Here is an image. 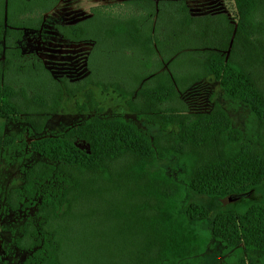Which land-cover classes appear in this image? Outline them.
Instances as JSON below:
<instances>
[{
  "label": "trees",
  "instance_id": "obj_1",
  "mask_svg": "<svg viewBox=\"0 0 264 264\" xmlns=\"http://www.w3.org/2000/svg\"><path fill=\"white\" fill-rule=\"evenodd\" d=\"M59 1L0 0V120L23 125L40 157L0 196L11 212L32 210L12 240L25 253L20 264H200L211 239L225 246L219 264H264L262 204L210 219L204 206H181L186 189L227 201L264 181V0H233L235 22L193 15L185 0L93 7L56 26L66 41L92 45L78 80L53 76L19 46ZM208 77L223 100L247 109L243 129L218 102L189 111L184 96ZM90 87L113 91L135 119L102 113ZM79 93L89 115L46 135L63 96ZM20 142L0 130V160ZM170 157L184 166L177 177L154 168Z\"/></svg>",
  "mask_w": 264,
  "mask_h": 264
},
{
  "label": "rangeland",
  "instance_id": "obj_2",
  "mask_svg": "<svg viewBox=\"0 0 264 264\" xmlns=\"http://www.w3.org/2000/svg\"><path fill=\"white\" fill-rule=\"evenodd\" d=\"M117 1L121 0H95L94 3H112ZM185 1L189 5L193 15L225 13L234 22L236 20L233 0ZM120 11L125 14H129L130 12L128 8H121ZM22 52L23 54H34L29 51ZM85 54L86 51L84 49L75 52L70 50L56 53L57 59H54L53 56H46L45 54L42 55V58L46 62V67H48L53 74L67 73L71 75L69 73L70 69L74 68H76L75 73L79 74L80 65L82 64V60H84ZM61 55L63 56L59 57ZM73 65H77V67L72 68ZM90 88L99 106L103 109L102 113H118L122 114L126 119H135V116L127 110L124 100L113 91L103 92L96 87ZM184 99L189 105L190 112H207L213 102H218L227 110L233 126L239 129H243L245 126L248 115L247 109L241 104L229 103L223 100L222 91L212 77H208L204 82L190 90L184 96ZM82 101L83 98L80 93L74 96H63L58 111L49 119L45 134L58 135L67 128L77 125L82 119L87 117L89 112L79 108ZM136 123L147 129L151 135L162 134L156 125L146 124L143 119L137 120ZM0 130L4 134L20 135L24 141V143H19L21 150L10 156V162L0 160V196H2L7 189L20 185L23 169L40 157L36 153L31 152L28 148V143L31 141L32 137L28 134L23 125H6L3 120H0ZM78 146L82 149L87 148L86 145L82 143H79ZM157 167L163 168L171 177H177L184 172V166L174 157H170L163 161H157L154 168ZM252 202H258L264 206V181L251 192L235 199H228L227 201H222L221 197H206L190 189H186L181 206L182 210H185L190 204L204 206L208 211L207 218L210 219L218 210L241 211ZM29 213L31 214L32 210H29V212L22 210L11 212L7 210L0 197V264H20L25 257L24 252L14 248L12 240L17 235L23 219ZM200 226L202 230L208 231L209 229L208 222L200 224ZM224 249V245L211 239V244L203 254L200 264H219L223 259Z\"/></svg>",
  "mask_w": 264,
  "mask_h": 264
},
{
  "label": "crops",
  "instance_id": "obj_3",
  "mask_svg": "<svg viewBox=\"0 0 264 264\" xmlns=\"http://www.w3.org/2000/svg\"><path fill=\"white\" fill-rule=\"evenodd\" d=\"M94 1L95 0H60L49 12L43 15L42 24L38 31H23V36L19 43L20 48L22 49V51H29L31 53L33 52L34 55H36L45 66H47L46 62L42 58V55L44 54L49 57L53 56L54 59H57L56 53L58 52L70 50L75 52L77 50L84 49L86 51V54L84 56V60H82V64L80 65V70L78 72L79 74L75 73L76 68L74 67H77V65H73L72 68L74 69H70L69 73L71 75H68L67 73L53 74V72L47 67L52 73V75L55 77L65 76L70 80H78L82 78L86 74L85 58L91 50V43L68 42L63 39L61 35L57 32L56 26L73 25L76 22L90 16L91 8L99 5L111 4L107 2L94 3ZM123 1L125 0L117 2ZM62 56L63 55L59 57Z\"/></svg>",
  "mask_w": 264,
  "mask_h": 264
},
{
  "label": "water",
  "instance_id": "obj_4",
  "mask_svg": "<svg viewBox=\"0 0 264 264\" xmlns=\"http://www.w3.org/2000/svg\"><path fill=\"white\" fill-rule=\"evenodd\" d=\"M244 195V194H243ZM240 196H242V195H235V196H231V197H229L228 199L230 200V199H235V198H238V197H240Z\"/></svg>",
  "mask_w": 264,
  "mask_h": 264
}]
</instances>
